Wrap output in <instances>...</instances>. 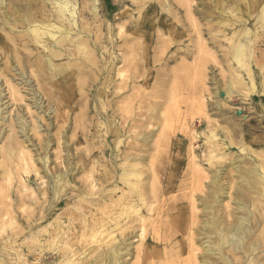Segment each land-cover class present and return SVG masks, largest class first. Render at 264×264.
Listing matches in <instances>:
<instances>
[{"label": "bare ground", "instance_id": "1", "mask_svg": "<svg viewBox=\"0 0 264 264\" xmlns=\"http://www.w3.org/2000/svg\"><path fill=\"white\" fill-rule=\"evenodd\" d=\"M99 1L100 5L98 3ZM122 1L126 2V0H23L22 5L20 6L22 8V14H19L16 18L13 17V20H18L16 25L17 27H15L18 28L20 26V28H18L19 30L16 31V36H12V38L7 37V35L1 37V42L14 40L17 42L20 41V44L24 47V49H30V53H32V49L39 52L37 58L33 59V61L29 63V66L32 68L31 73L35 75V78L38 81L36 82L37 87L41 94L47 99V104L50 105L53 103L55 105V120L61 125V127H63V124L68 118L69 108L73 110L76 109L72 105V95L70 96V94H78L73 90L70 91V88L73 85L72 82H75V86L80 92V100H84V106L81 109L80 114H77V116L73 118L72 130L74 133L79 134L80 131L83 136V140H89L88 134H84L83 131L87 128L85 124L86 117L90 112H92V119H94L92 124L94 129V138L98 139L101 136H106L107 130H109L108 135L110 134L114 138L106 148V151L109 150L112 154L110 161L113 164V167L108 166L109 168H104L100 179L95 180L92 178L88 183L87 181L86 183L83 181V184L79 186L85 191L86 195H97H95L98 199L96 203L99 208L98 213L93 214L92 217L86 218L81 216L82 220L80 222L77 220L80 218H77L80 214L75 210H69V208H64L65 210L63 211L60 210L62 206H65L68 203L70 198V195L67 193V190L70 188L68 186H71L69 174L70 169L66 168L64 173L50 170L47 164L48 157L46 155H39L38 158L42 161V168L45 169L44 173L48 178L47 181L49 184H46L45 186V183L41 180V182L37 184L38 190L36 191L35 186V189H32L29 186L31 177L27 180L25 179L31 175L30 173L36 175L38 172L36 168V161H38V158H36V152L40 150H47L49 145L48 138L44 139L43 137H38V142H33L32 137L27 134L29 123L22 115L17 114L15 117L12 116L11 121L7 125L8 135L5 136V138L2 132V124L4 123H0V143L2 142L0 145V172L4 175H9L11 172L12 174L15 173L16 176L18 175L20 180L18 177L16 180H19V182L21 181L20 186L22 189H30L28 190L30 193L27 197L32 199L34 202L33 204L31 201L33 204L32 212L28 211L26 216L23 215V223L25 225L18 229L14 228V226H10L11 230H13V228L17 230L12 233L10 232L11 234L9 233L6 237V240L9 242L0 248L2 257L8 259L7 264H125L121 258L130 254L131 250V244L130 242H127L126 237L137 235L140 240V246L136 249L135 261L132 264H143L144 261L148 259H152L151 261L156 259L161 260V262L156 260L158 263L151 262V264H170L172 263V260L170 263L168 260H170L171 256L174 257V255H176L177 257H181L184 252L188 258L183 261L179 258L180 261H176L177 263L264 264V172L261 171L263 167H259V165H252L248 168H241L239 166V162L241 161L239 158H236L237 160L239 159L238 162H232L234 167L237 169L234 170L237 171L236 176L238 184L241 185H237L234 189L241 195L234 200V203L236 204L234 211L239 212L240 215L235 216L233 214L232 220H228L227 218L230 217V214L224 213L222 214V218H219L220 213L215 214L213 207L214 203L220 205L221 197L226 195L224 186L220 183L223 177L222 169L216 168L212 171V179L209 181V184H205L203 182L206 175L202 176L200 180V178L198 179L196 175L191 173V181L189 182L190 185H186L189 191L186 189L188 192L180 195V188H182L184 183L183 179H185L187 174H183V176H185H182V180L179 179L180 182L178 185L177 183L175 184V178L178 177L176 173L178 164H174V166H172V162L169 161L167 165L163 164V166L152 162L150 164V162L147 161L148 165H145L147 166L145 170H143L144 166H141L140 164V162L145 160L146 154L143 152H146L147 154L149 153L147 152L148 150L146 151V149L143 148H145V145L149 141L152 131L148 129L143 130V127H147L150 115H145L143 118L144 120H141L140 127L138 129L136 128V135L140 137V144L136 143L135 139H131L132 141L125 143L126 139L122 140L120 137L127 136L126 133L130 131L134 125L132 126L131 121H127L125 117H119V115L116 114L117 110L108 109L107 106H103L104 104H102L103 101L109 99L108 103L112 106L113 98L116 99V103L128 101V98L129 101L133 102V100H130V97L135 98L133 95L134 90H136L141 83L146 84L148 82V75L156 74L157 77H160V75L162 76L167 72L164 70L171 62H178L177 59H179L180 55L184 56V60L191 58L192 62L195 61V59L193 60V53L195 52L192 48L178 44L170 46L176 41L177 43L182 41L181 39L184 36V31H186L182 27L183 23L179 24L180 27H174L175 39L172 42L170 41V44H168L167 47L165 44L163 46L161 45L162 43L159 42L158 39L161 40L159 29L164 28L165 23L168 20H173L172 22L174 24L175 22L178 23V21H180L181 16H185V19H187L189 23L192 22L196 25L197 21L194 14H199L208 18H211L212 14H215L221 19H227L229 23L230 21H233L231 24L225 25L224 28L225 30H231L230 28L232 27V30L234 29L232 37H234L238 32V27L244 28V26L247 27L250 24L254 26L256 20L255 18L251 20L254 14L255 17H257V20L264 17V0H209L210 2H208L207 10L199 9L198 2L196 3L194 0H159L158 5L163 9L160 13H158L157 24L153 26H148L150 19L146 17V14L148 13L147 9L149 8V4L145 5V2L143 4L141 3V5L137 8L140 10L141 15L136 21L133 20L132 14L124 18H116L115 15L110 14L115 10L114 6L123 3ZM153 8V11H155V6H153ZM127 12L128 11H125L124 14H127ZM223 14L230 15L228 17H224L225 15L223 16ZM4 23H6V21H4ZM126 23L132 28L134 27L138 29L137 34L141 37L148 36L149 34L150 38H153L154 40V49L159 53L151 55L150 58H147V64H150L153 69L150 72L146 71V77L144 79L143 74L145 71L143 70L142 72L140 70L142 66L144 67V62H142L141 59H137L136 55L133 53L134 48L137 49L133 44L134 41L132 40V42L130 40L134 45V48L132 45L131 48H128L129 46H127L121 50V46L118 45L120 34H123L124 36V34L127 33V30L125 29L127 26ZM194 24L189 26L195 27ZM197 26L198 25H196L195 28L198 30L199 27L197 28ZM152 28L156 30L153 34L150 33ZM193 31L195 30H192V32ZM202 31L203 29H199V31H195V34L198 33L200 34L199 36H201ZM205 31L207 32L209 29L206 28ZM244 33H247V35L253 34V32H250V29L248 28ZM257 34L259 35L258 32ZM229 36L231 37V35ZM236 37H239L238 34ZM236 37L234 39H236ZM249 41L253 43V46L257 45V47L250 46V43H248ZM249 41L246 46V54L245 52H241L242 49H245L243 44H238L236 49L238 54L241 52L247 55L248 60L246 61V65L244 67L245 75L252 81L253 77L259 75L256 71L258 68L263 70L261 78L264 79V35H262L259 39L256 38V40L252 37ZM124 43L127 44V42ZM128 43L130 44V42ZM158 44L164 48L160 47L161 49H159ZM258 47H263V49L259 50L257 49ZM153 52L155 51L153 50ZM228 53L226 52L225 55L228 56ZM226 56L223 57L227 58ZM243 57L244 55L241 58ZM26 58L29 60L30 56L27 54ZM59 60L64 62L60 63ZM179 61L181 60L179 59ZM179 63L180 62H178V64ZM184 65L185 64H183V67ZM176 67L182 68L180 65ZM173 72L174 77L177 80L185 78V75H188L187 71L183 72V74L175 72V70ZM167 73L169 74V69ZM196 73V69L193 67L189 70L190 77L191 75L195 76ZM3 74L4 72H2V75ZM82 76L85 78L90 76L91 79L88 84L87 80L85 78L84 80ZM139 78H142V80L139 81ZM99 84L101 86L97 88ZM87 87L95 89L94 92H92V90H88L91 92L90 94H96L99 98H101L100 102L102 106H100L99 109L97 105H91L87 102V98L84 96V94H88L86 89ZM11 88L8 86L9 93L17 100L18 97L16 98L15 94L18 93V89L15 93L12 91L13 88ZM59 89L63 90L60 92ZM81 90L85 91L81 92ZM167 90L169 89L167 88ZM108 92L112 93L110 94V97L113 96V98H110L109 96L105 98V96L108 95L106 94ZM224 92L231 95L233 90L228 87V89ZM174 93H176V90L173 94ZM218 93L219 91L215 92V94ZM169 94L166 93V95L170 98L173 94ZM18 95L21 96V94ZM5 97L6 95L3 94V89L0 84L1 122L6 120L5 116H3L5 111L3 108L4 104L2 103ZM93 97L95 96L93 95ZM165 99L167 102V104H165L166 102L164 101V104L166 105L165 108L168 109V104L172 105V100L174 98H172L171 101H169L168 97ZM91 100L96 101L95 98H91ZM33 103H35V107L38 106L37 102ZM159 105L161 106L162 103H159ZM37 108L40 109L41 107L39 106ZM162 108H164V106H162ZM27 110L30 111L31 108L27 107ZM48 110L49 112L51 111L50 108ZM220 112L223 114V111ZM141 114L142 112H138L137 116L140 117L142 116ZM83 115H85V117ZM46 116L49 117L50 115L45 113L41 116L42 122L40 125L37 124V121L33 122L32 131H34L35 134H38L40 128H43L44 130L49 129L50 125L54 124L53 121H51V123H46ZM168 120L166 119L165 121ZM84 125L85 127H83ZM162 125L163 127L165 126L164 124ZM169 127L171 126L169 125ZM170 130L169 136L171 135L176 137V132ZM238 133L239 131L235 130L234 135L237 137ZM20 136L22 139H20ZM224 137H227V135ZM73 138L74 143L77 144L79 141L78 136L75 135ZM241 142L243 143L244 140H240V143ZM155 143L157 145L156 141ZM66 144L69 145V142L64 143V145ZM176 144L177 143L175 141H169V147L167 150H172ZM241 146H243V144H241ZM66 147L68 148V146ZM191 147L192 145L189 144L190 153H192L191 150H194V147L193 149ZM154 148L157 147L154 146L153 149ZM178 148H180V145H178ZM152 151L154 152V150L151 149V152ZM99 154L100 153L98 151L97 155ZM191 157L194 156L191 154ZM262 160L264 162V159ZM80 162L82 166L91 162L92 164L96 163L94 161V157L92 158V155L89 154L81 157ZM192 163L194 165L193 160ZM162 168L164 170L163 173ZM204 170L210 171L211 169H209V167H205ZM138 173H150V175H148L151 176L152 181L149 183L144 181L146 180V177L143 178L142 182L136 180V178L140 175H137ZM161 175H164L163 179L160 177ZM5 177L6 176H4V178ZM8 177L9 176L6 178ZM35 179L36 178L33 180ZM38 179H41V177H37V180ZM9 181L12 182V180ZM88 184L90 185L89 188L86 187ZM96 184H98L101 188L95 190L94 188L96 187ZM206 185H209V188L204 191V195L201 198L199 197V199L203 205L204 212H209V215L201 224L199 223L201 226H197V219H195L197 211L195 204L196 194L194 195V192H196L197 189L200 192H203L202 189ZM174 191L179 193L175 194ZM244 191H247V193L252 192L253 195L255 194V204L251 207L245 201ZM14 192L12 193L14 194ZM168 193L170 194V197H167ZM21 194L23 195L24 191ZM4 196L6 197V192ZM5 197H0V200L4 198L2 200L5 201ZM92 197L87 199L88 201L86 204H88V206L79 202V210H81L80 208L86 207L89 211H92L90 205L92 206L96 199L95 197V199ZM41 199L45 202L44 206H40ZM17 202L16 204H18ZM30 204L28 203V205ZM37 204L40 205L37 206ZM12 207L4 210V212L1 211L3 212L2 214L0 213V222L2 224L6 225L14 222L16 213L13 211ZM27 207L31 208L30 206ZM16 208L17 207H15V209ZM59 210L61 212L58 213ZM34 214H37L36 220L32 219V215ZM57 214L69 216L70 219H76L81 225L78 226L76 223L69 221L67 218L66 220L68 221V224L66 225V231L64 230L65 226L63 225V222H61L58 224V230L54 231L51 227H49L50 229H48L47 232H45V230V233H42L45 238L50 239L53 242H55V239H60L64 242L65 246L55 247V245L54 248H49V246H47V248L50 249L49 252L42 255L40 249L44 247L42 246L44 241L42 242L40 239V241L34 243L27 241L28 243H25L24 246L22 244L18 253L17 251L14 253V243L11 240L16 237V235L19 236L24 243L27 240L26 238L33 237V229L39 226L38 222L37 224L35 223L36 225L33 224L35 221L43 220V222H45V220H48ZM199 220L200 219H198V221ZM147 225L152 226L151 231L146 228ZM20 226L21 224L18 227ZM195 226H197V228ZM82 228L84 229L83 233L90 232L91 235L99 231L100 234H105L106 237L110 236L117 229V231H119L118 242L117 244H111L109 239L104 243L103 251L98 257L92 260H87L86 254L83 251L79 253L78 247L75 246L72 241L79 233H81L80 229ZM136 229L138 231H135ZM82 235L83 234H81V237ZM212 236H215L217 240L215 239L213 241L212 239L214 237L212 238ZM81 237H79V239ZM83 237L85 238L86 236ZM149 241L153 242V247H148L146 245ZM197 242H199L202 246L201 253L198 251L199 248L195 245ZM13 256H16L18 259L16 258V262H9ZM199 258H202L201 261H198Z\"/></svg>", "mask_w": 264, "mask_h": 264}, {"label": "rangeland", "instance_id": "2", "mask_svg": "<svg viewBox=\"0 0 264 264\" xmlns=\"http://www.w3.org/2000/svg\"><path fill=\"white\" fill-rule=\"evenodd\" d=\"M22 1L23 0H0V26H1L0 27V84L3 89V94L6 95V97L4 98L2 102L4 104L3 108L5 111L3 116H5L6 120L4 122H1L0 120V123H4L2 124V128H3L2 132L5 138V136L8 135V131H7L8 123L11 121L12 116L15 117L18 114V115H22L23 118L26 119V121L29 123L27 134L32 137L33 142L35 143L38 142V137H43L44 139L48 138L49 145L47 147V150H40L36 152L37 154L36 158H38L39 155L40 156L46 155L48 157L47 164L50 170H54L55 172L64 173L66 168L70 169L69 174H70L71 186H68L70 188L67 190V193L68 195H70V198H69L68 203L66 204L68 207L66 205L62 206L60 210L63 211L67 208H69V210H75L77 213L80 214V216L77 217V218L79 217L80 218L77 220L81 222L82 217H86V218L92 217L93 214L98 213L99 208L96 203V201L98 200L96 197L97 195L96 194H95L96 196L92 195L93 197L91 195H86L85 191L81 189L79 186L83 184V181L85 183L87 181L88 183L89 180H91L92 178L95 180L100 179V176L102 175L104 168H109L108 166L113 167V164L110 161L111 159L110 157L112 156V154L109 152V150L106 151L107 150L106 148L108 147L109 143L114 138L110 134L108 135L109 130L106 131V136H101L98 139L94 138V134H93L94 129L92 126L94 119H92V115H93L92 112H90L89 115L86 117L85 124L87 128L84 129L83 131L84 134H88L89 140L84 141L83 136L81 135L80 131H79V134L74 133V131L72 130L73 129V118L77 116V114L78 115L80 114L81 109L84 106L83 105L84 100L83 99L80 100V97H81L79 94L80 92L77 90V87L75 86L76 83L72 81L71 82L73 85L71 86L70 91L73 90L78 93V94H70V96L72 95V100H73L72 105L76 109L73 110L69 108L68 118L66 122L63 124V127H61V125L58 124L57 121L55 120L56 119L55 111H54L55 105L53 103L50 105L47 104V99L41 94V92L39 91L37 87L36 82L38 81L35 78V75L31 73L32 68L29 66V63L33 61V59L37 58V56L39 55V52L36 51L35 49H32L31 50L32 53H30V49L29 50L24 49V47L20 44L21 43L20 41L17 42L14 40V41H9V42H1L2 36L7 35V37H10V38H12V36H16V31L19 30L18 28H20V26L16 28L18 20H13V17L16 18L17 16H19V14H22V8L20 7L22 5ZM158 1L159 0H142V1L141 0H126V2L122 1L123 3L114 6L115 10L112 11V13L110 14L115 15L116 18L117 17L124 18L132 14L133 20L136 21L137 18L140 17L141 15L140 10H138L137 8L141 5V3L143 4L145 2V5L149 4V8L147 9L148 13L146 14V17L150 19L148 26H153L157 24L158 13H160V11L163 9L161 6L158 5ZM194 1H196V3L198 2L199 9H203V10H207L208 2H210L209 0H202V1L194 0ZM98 3L100 5V1ZM153 6H155L156 8L155 11H153L154 10ZM125 11H128L127 14H124ZM229 15L230 14H223L224 17H228ZM194 17H196V21H197L196 25H198L197 28L199 27V29H203L204 31V32L202 31L201 36H199L200 34L198 33L195 34V31L196 32L199 31V29L197 30L195 28L196 25L192 22L189 23L188 20L185 19V16L184 17L181 16L180 21H178V23L175 22L173 24L172 22L173 20H168L165 23L164 28L159 29V32L161 34L160 35L161 40L158 39L159 42L162 43V44L160 43L161 45L164 46L165 44L167 47L168 44H170V41L172 42L175 39L174 38V32H175L174 27L175 26L180 27L179 24L183 23L182 27L186 31H184V36L181 39L182 41L179 43H177L176 41L174 44L170 46H174L178 44V45H184V46H188L192 48L193 51L195 52L193 53V60L195 59L194 62H192L191 58L184 60L183 58L184 56L180 55L179 59L181 61L177 59V61L180 62L179 64L178 62L177 63L171 62L165 68L164 70L165 72L166 71L168 72V69H169V74L167 72H166L167 74L163 72L164 74L162 76L160 75V77L159 76L157 77L156 74L148 75V78H147L148 82L146 84L141 83L139 87L136 88V90H134V94L132 93L135 96V98L130 97V100H133V102L129 101V98H128L127 99L128 101H124V102L122 101L123 103L122 102L116 103V99H114L113 96L110 97V94L112 93L108 92L106 93L108 95L105 96V98H107L108 96L110 98H113V104L112 106L109 105L108 103L109 99L105 100L106 102L103 101L102 104H104L103 106H107L108 109L117 110L116 114L119 115V117L121 116L122 118L125 117L127 121L129 122L131 121L132 126L134 125L132 129L126 133L128 137L127 136L120 137V139L122 140L126 139V142L124 141L125 143L132 141L131 139H135V142L140 144L139 142L140 137L136 135L137 133L136 131L141 125V120H144L143 118L145 117V115H150V118L147 122L148 123L147 127L146 128L143 127V130L148 129L152 131L149 141L145 145V148H143V149H146V151L148 150L147 152L149 153L147 154L146 152L142 151L143 153L146 154V155L144 154L146 161L143 160L142 162H140V164L141 166H144L143 170L146 169L147 166L145 165H148V162H150V164L152 162V163H157L160 165H163V164L167 165V163L171 161L172 166H174V164H178L177 172H176L178 177L175 178V184L177 183L178 185L180 182L179 179L182 180L183 177L185 176V175L183 176V174L185 173L187 174L186 175L187 177L185 176V179H183L184 183H183L182 188H180V195L186 194L189 191L186 185H190L189 182L191 181L190 180L191 173L193 175H196L198 179L200 178V180L202 176L206 175L205 179H203V182L205 184H209V181L212 179V171H214L216 168L222 169L223 177L220 183L224 186L226 195L221 197L220 205H217L216 203H214L213 211L215 212V214L220 213L219 218H222L223 216L222 214L224 213L230 214V217L227 219L232 220L233 214L235 216L240 215L239 212L234 211L235 206H236V204L234 203V200H236V198L241 196L239 193H237V191L234 190L237 187V185L238 186H241V185L238 184L237 176H236L237 169L234 167L232 162H235V161L238 162L240 159L241 161L239 162V166L241 168H248L252 165H256V166L259 165V167L260 166L263 167L261 171L264 172V162L262 160L264 159V121H263L264 120V101H263L264 100L263 98L264 97V83H263L264 79L261 78L263 70L258 69L256 67L257 68L256 71L257 73H259V75H256L255 77H253L252 81L245 75V72H244V67L246 65V61L248 60L247 55H245L246 49H247L246 46L248 45V43H250V46L257 47V45L253 46V43H251L249 39L253 37L254 40H256V38L259 39L260 37H262V35H264L263 34L264 33V17L262 19L260 18L259 20H257V17H255V14H254L251 20L255 18L256 23L254 24V26L250 24L247 27L244 26V28L238 27L237 28L238 32L239 31L240 32L239 33L237 32L236 36L238 34L239 37H236V36L232 37V34H233L232 32L234 31V29L232 30V27L230 28L231 30H225L224 28L225 25L231 24V22L233 21H230L229 23L227 19H221L215 14H212L211 18L204 17L199 14H194ZM4 21H6V23H4ZM192 24H194L195 27L189 26ZM126 25L128 26V27L127 26L125 27V29L127 30V33H125L124 36L123 34H120L118 45L121 46L120 47L121 50L127 46H129L128 48H131L133 44L136 46L137 49H135L133 45V48H134L133 53L136 55L137 59L139 60L141 59V61L144 62V67L142 66V68H140L142 72L143 70L145 71V73L143 74V79H144L146 77V71L150 72L153 69V67H151L150 64H147V58H150L151 55H156V53L157 54L159 53L158 51L156 52V50L154 49V45H153L154 40L153 38L152 39L150 38L149 34L148 36L141 37L140 35L137 34L138 29L134 27L132 28L127 23ZM206 28H208L209 31L206 32L205 31ZM247 28L250 29V32H253L252 35L251 34L247 35V33H244ZM192 30H195V31L192 32ZM155 31L156 30L152 28L150 30V33L153 34ZM257 32L259 33V35L257 34ZM229 35H231V37ZM235 37L236 39H234ZM130 40L131 41L133 40L134 43L132 44ZM124 42H127V44H125ZM128 42H130V44ZM160 44H158L159 49L164 48L163 46L161 47ZM238 44H243L245 49L244 50L242 49L241 52H245V54L241 52H240L241 54L240 53L238 54V52L236 51ZM257 49L261 50L263 49V47L261 48L258 47ZM153 50L155 52H153ZM223 51L225 53L229 52L228 56H226ZM27 54L30 56L29 60L26 58ZM240 55L241 57L244 55V57L241 58ZM223 56L224 57L226 56L227 58H224ZM63 62L64 61H60V63H63ZM239 62H241L242 64ZM182 63L185 64L184 67ZM178 65L182 66V68L176 67ZM192 67L195 68L197 72L195 76L193 75L194 77L192 75L190 77L189 75V70H191ZM174 70L175 72H179L180 74H183V72L187 71L188 75H185V78H180L177 80L174 77V72H173ZM2 72H4L3 75H2ZM84 78L85 77H83V79ZM85 79L87 80V84H88L91 78L90 76H88ZM138 80L140 81L142 80V78H139ZM8 86H10V88L12 86L13 88L12 91H14L15 93H16V90L18 89L17 90L18 93L16 94L14 93L16 95V98L18 97L17 100L15 99V97H13L9 93ZM99 86L101 85L99 84L97 88ZM227 86L233 90L231 95L226 94V92H224L226 89H228ZM167 88L169 90H167ZM86 89H87L88 94H84V96H86L87 102L90 103L91 105L93 104L97 105L99 109V107L102 106L100 102L101 98H99L96 94H90L91 92L88 90H92V92H94L95 90L94 88L87 87ZM61 90L63 89H59L60 92ZM175 90H176V93L173 94ZM83 91L85 90H81V92ZM166 91H170V92H166ZM216 91L217 92L219 91V93L215 94ZM166 93L167 94L170 93L169 95H171L172 93L173 95H171V97L174 99L172 100L171 97L169 98V96L166 95ZM18 94H21V96ZM93 95L95 97H93ZM166 97H168L169 101L171 100L173 101L172 105L168 104L167 106L169 107L168 108L169 110L165 108L166 106L165 104H167L166 99H165ZM91 98H95L96 101L91 100ZM33 102H37L38 106L35 107V103ZM159 103H162V105L160 106ZM39 106L41 107L40 109L37 108ZM162 106H164V108H162ZM27 107L31 108V110L30 111L27 110ZM49 108L51 110L50 112L48 110ZM220 111H223V114H221ZM138 112H142L141 115L143 117L137 116ZM45 113L50 115L49 117L46 116V119H45L46 123H51V121H53L54 124L50 125L49 129L44 130L43 128H40L38 134H35L34 131H32L33 122L37 121V124L40 125L42 122L41 116H43ZM83 116L85 117V115ZM163 119H164V122H163ZM166 119L168 121H165ZM162 124L164 125L166 124V125L163 127ZM169 125L172 128L169 127ZM83 127H85V125ZM166 128L167 129L169 128V129L167 130ZM169 130L175 131L176 137L171 136V135L169 136ZM235 130L239 131V133L237 134V137L236 135H234ZM75 135L78 136L79 138V141L77 144L74 143L73 136ZM226 135L227 137H224ZM20 139H22L21 136H20ZM240 140H244V142L240 143ZM155 141L157 142V145ZM169 141H175L177 143L176 146L172 148V150H167V148L169 147ZM65 142L66 143L69 142V145L67 144L64 145ZM189 144L192 145L191 147L192 149L194 147V150H191L192 153H190L189 151L190 149ZM241 144H243V146H241ZM178 145H180V148H178ZM66 146H68V148ZM154 146L157 148L153 149ZM151 149L154 150L155 153L153 151L151 152ZM98 151L100 153L99 155H97ZM66 153L68 154L69 157L67 156ZM86 154L92 155V158L94 157V161L96 163L92 164L91 162L85 166H82L80 159L81 157L86 156ZM191 154L194 157H191ZM236 158H239V159L237 160ZM37 160L38 161H36V168L38 172L36 173V175H34L33 173H30L31 175L25 178L27 180L29 177H31L29 186L32 189L36 188V191L38 190L37 184H39L41 180L45 183V186L46 184L47 185L49 184V182L47 181L48 178L46 177V174L44 173L45 169L42 168V161L39 160V158ZM192 160L194 162V165L192 163ZM205 167L206 168L209 167V169L211 170L206 171L204 170ZM163 171L164 170L162 168V173ZM148 174L150 175V173H142V174L138 173L137 175L139 176L138 178H136V180H139L140 182H142L143 178L146 177V180L144 181L149 183L150 181H152V179H151V176H149ZM228 175H231L232 177ZM4 176L6 177L9 176L8 178H11V177L12 178L8 179L6 177L4 178ZM15 176L16 174L15 173L12 174V172L11 174L9 173V175L8 174L4 175V174H1L0 172V178H1L0 179V197H5L4 196L5 192H6V197L9 196L7 198L5 197L6 202L2 200L4 198L1 199L2 201L0 200V203H1L0 213L2 214L4 210L12 206H13L12 207L13 211L16 213L15 214L16 218L13 223L4 225L0 222V248L3 247L4 244H7L9 242L6 240V237L9 235L10 232L12 233L18 228H21L22 226L25 225L23 223L24 222L23 215L26 216L28 211L32 212L33 210L32 208H33L34 202L32 199L27 197L28 194L30 193V191L28 190L30 189L29 188H26L27 190L22 189L20 186L21 181L19 182L20 178L18 177V175L16 177ZM163 176L164 175H161L160 177L163 179ZM17 177L19 178V180H16ZM37 177L38 178L41 177V179L37 180ZM34 178L36 179L33 180ZM9 180H12L13 183ZM185 183H188V184H185ZM86 187L89 188L90 185L88 184V186ZM100 188L101 187L98 186V184H96V187L94 189L96 190ZM208 188H209V185H206L202 189L203 192H200L198 189L196 192H194V195L196 194V198H195L196 209L198 211V212L196 211V217L198 218L195 217V219H197L196 223H198L196 224L197 226H201L200 224L203 222V220L207 219L209 215V212L208 213L204 212L203 205L199 199V197L201 198L204 195V191H206ZM78 190L81 192V194ZM23 191L25 195L21 194L23 193ZM12 192H14V194ZM244 192H245V195H244L245 201L251 207L252 205L255 204L254 203L255 194L253 195L252 192L247 193V191H244ZM177 193L179 192H175V194ZM19 195L25 198L23 197L21 198ZM90 197L96 198V199L94 198L95 203H93L92 206L90 205V207L92 208V211H89L88 208L86 207L85 208L87 210L85 208H80L81 210H79V206H80V205L78 206L79 202L80 203L82 202L84 205L88 206V204L86 203L88 201L87 199H89ZM167 197H170L169 193L167 194ZM9 198H10V202H9ZM31 201L33 202V204ZM16 202L18 204H16ZM28 203L29 204L31 203V204L28 205ZM40 204H37V206L39 205L44 206L45 205L44 200L41 199ZM27 206H30L31 208ZM15 207L17 208L15 209ZM226 207L228 208V210ZM60 210L58 211V213L61 212ZM36 217H37V214L32 215L33 220H36ZM67 218L69 219V221H72L73 223H76L78 226H81L79 221H77L76 219H70L69 216H65L63 214H57L54 217L48 220H45V222H43V220L35 221L33 224L35 223L37 224L38 222L39 226L33 229V232H32L34 234L33 237L26 238L27 240L24 243H23V240H21V238L17 235L11 240L14 243L13 244L15 248L14 253H16V251L17 253L20 251L22 244L24 246L25 243L38 242L40 241V239L42 240V242L44 241L42 244V246L44 247L40 249L42 255L49 252L50 249H48L47 246H49V248H54L55 245H56L55 247L65 246L64 242H62L60 239L58 240L55 239L54 240L55 242H53L52 240L45 238L42 233L47 232V230L50 229L49 227H51V229H53L54 231L58 230L57 228L58 224H60L61 222H63V225L65 226L64 230L66 231L67 230L66 225L68 224V221L66 220ZM198 219H200L201 221L200 220L198 221ZM20 224L21 226L18 227ZM10 226H14V228H17V229L13 228V230H11ZM150 226L151 225L146 226V228L149 231L152 230V226L151 227ZM197 226L195 227L197 228ZM80 231L81 233H79L76 236L77 238L75 237V239H73L72 241L74 245L78 247L79 253L83 251L86 254L87 260H92L98 257L103 251L104 243L108 241L109 239L111 241V244H115V243L117 244L118 239H119L118 237L119 231H117V229L108 237H106L105 234L103 235L100 234L99 231L91 235H90V232L83 233L84 232L83 228L80 229ZM135 231H138V230L136 229ZM81 234H83L82 237H81ZM83 236H86V237L84 238ZM79 237L81 238L79 239ZM212 238H213L212 239L213 241L216 239L215 236H212ZM126 239H127V242H130L131 244V250H130V254L124 256L123 258H121V260L124 261L125 264H132L135 261L136 249L138 248V246H140V240L137 237V235L126 237ZM47 242L49 245L47 244ZM52 242L53 244L51 245ZM146 245L148 247L154 246L153 242H150V241L147 242ZM195 245L197 248H199L198 251L201 253L202 246L200 245V243L197 242ZM228 254L231 256L229 252ZM36 256H37V252H36ZM186 256L187 255L184 252L181 257H177L176 255H174V257L171 256L170 260L168 261L170 263V261L172 260L173 264H179V262L177 263L176 261H180L179 258L182 259V261L186 260L188 258ZM16 258H17L16 256H13L12 257L13 260L11 259L9 262H12V261L16 262V260L18 259ZM201 259L202 258H199L198 261H201ZM151 260L152 259L145 260L143 264H151V262L158 263L156 261L158 259L153 260V261ZM158 261L161 262V260H158ZM7 263H8V259L2 257V254L0 251V264H7Z\"/></svg>", "mask_w": 264, "mask_h": 264}]
</instances>
